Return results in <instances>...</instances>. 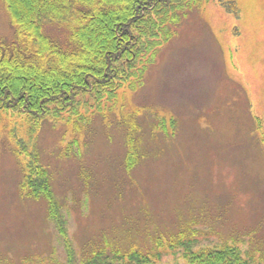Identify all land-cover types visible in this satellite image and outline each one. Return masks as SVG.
Masks as SVG:
<instances>
[{"label": "rangeland", "instance_id": "374dc122", "mask_svg": "<svg viewBox=\"0 0 264 264\" xmlns=\"http://www.w3.org/2000/svg\"><path fill=\"white\" fill-rule=\"evenodd\" d=\"M235 1L239 14L221 0L192 10L139 88L89 119L48 118L30 138L25 117L0 114V264L67 260L48 202L23 185L16 137L49 169L78 264L102 246L190 264L225 244L264 264V0ZM14 31L0 0V38Z\"/></svg>", "mask_w": 264, "mask_h": 264}, {"label": "trees", "instance_id": "16d2710c", "mask_svg": "<svg viewBox=\"0 0 264 264\" xmlns=\"http://www.w3.org/2000/svg\"><path fill=\"white\" fill-rule=\"evenodd\" d=\"M1 1L15 31L9 40L0 38V114L25 117L30 138H35L45 119H89L90 113L115 103L122 89H138L162 47L205 0ZM221 2L229 12L239 14L235 0ZM48 27H56L62 35L48 32ZM16 141L17 154L25 156L24 187L31 196L46 199L67 252L65 264H78L49 169L35 144L30 148L22 138ZM137 142L132 132L130 157L136 154ZM134 165L129 163V168ZM177 238L184 239V233ZM186 256L190 264H255L234 244L190 251ZM85 264L155 262L135 246L126 252L113 250V257L102 246Z\"/></svg>", "mask_w": 264, "mask_h": 264}]
</instances>
